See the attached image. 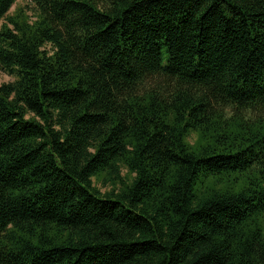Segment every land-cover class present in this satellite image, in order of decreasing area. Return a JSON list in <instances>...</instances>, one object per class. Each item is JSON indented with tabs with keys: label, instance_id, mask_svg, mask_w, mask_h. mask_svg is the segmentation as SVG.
Masks as SVG:
<instances>
[{
	"label": "trees",
	"instance_id": "16d2710c",
	"mask_svg": "<svg viewBox=\"0 0 264 264\" xmlns=\"http://www.w3.org/2000/svg\"><path fill=\"white\" fill-rule=\"evenodd\" d=\"M16 1L0 264H264V0Z\"/></svg>",
	"mask_w": 264,
	"mask_h": 264
},
{
	"label": "rangeland",
	"instance_id": "374dc122",
	"mask_svg": "<svg viewBox=\"0 0 264 264\" xmlns=\"http://www.w3.org/2000/svg\"><path fill=\"white\" fill-rule=\"evenodd\" d=\"M16 5H30V0H17ZM15 6L12 7V9L10 10L11 12L16 8ZM12 80L13 79L11 77L0 72V85L10 83L12 82Z\"/></svg>",
	"mask_w": 264,
	"mask_h": 264
}]
</instances>
